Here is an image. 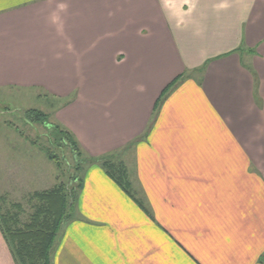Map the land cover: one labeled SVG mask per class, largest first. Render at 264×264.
<instances>
[{
  "label": "crops",
  "instance_id": "0c3cea01",
  "mask_svg": "<svg viewBox=\"0 0 264 264\" xmlns=\"http://www.w3.org/2000/svg\"><path fill=\"white\" fill-rule=\"evenodd\" d=\"M15 88L60 100L90 160L131 161L135 199L85 168L52 264H264V0H0Z\"/></svg>",
  "mask_w": 264,
  "mask_h": 264
},
{
  "label": "rangeland",
  "instance_id": "374dc122",
  "mask_svg": "<svg viewBox=\"0 0 264 264\" xmlns=\"http://www.w3.org/2000/svg\"><path fill=\"white\" fill-rule=\"evenodd\" d=\"M61 103L44 92L17 88L0 91V207L4 210L1 214L10 211L20 216L18 227L28 223L39 207L40 202L33 197L35 194L54 189L62 183L74 191L77 186L74 178H82L85 168L93 161L87 163L89 158L82 155L81 170L76 171L71 150L55 145L42 124H32L25 118L27 111L39 110L48 114L51 124L57 125L53 113ZM46 151L58 156L60 168L49 160ZM120 157L123 156L118 155ZM114 159L111 161L115 167L128 173L126 164H131V161L125 164V159L120 160L123 162Z\"/></svg>",
  "mask_w": 264,
  "mask_h": 264
},
{
  "label": "trees",
  "instance_id": "16d2710c",
  "mask_svg": "<svg viewBox=\"0 0 264 264\" xmlns=\"http://www.w3.org/2000/svg\"><path fill=\"white\" fill-rule=\"evenodd\" d=\"M182 80L183 78L179 77L169 84L157 103V110L160 103ZM25 118L32 124H42L48 130L55 145L69 148L77 165L76 171L81 170V165L83 164L81 157L83 154L71 132L59 124H51L48 114L39 110L27 111ZM46 154L49 160L55 162L60 168L58 156L53 155L50 151H46ZM89 161L90 159L87 163ZM92 162H99L107 174L130 197L135 199L132 184L125 169L115 167V164L109 159L94 160ZM74 182L77 183L74 191L69 189V185L62 183L54 189L35 194L33 197L40 202V205L31 220L23 227H18L20 226V216L17 213L6 211L5 214H1L4 210L0 207V227L12 250L16 264H52L53 249L57 237L62 230L64 222L71 217L82 189V178L75 177ZM137 203L141 208L145 209L141 202L137 201Z\"/></svg>",
  "mask_w": 264,
  "mask_h": 264
}]
</instances>
